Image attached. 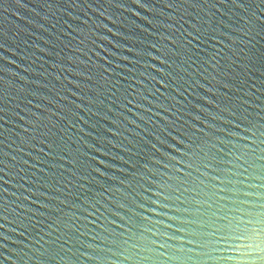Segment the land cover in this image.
<instances>
[{
    "label": "water",
    "instance_id": "95a60500",
    "mask_svg": "<svg viewBox=\"0 0 264 264\" xmlns=\"http://www.w3.org/2000/svg\"><path fill=\"white\" fill-rule=\"evenodd\" d=\"M234 2L0 0V264H261L264 5Z\"/></svg>",
    "mask_w": 264,
    "mask_h": 264
},
{
    "label": "snow or ice",
    "instance_id": "6c2138e0",
    "mask_svg": "<svg viewBox=\"0 0 264 264\" xmlns=\"http://www.w3.org/2000/svg\"><path fill=\"white\" fill-rule=\"evenodd\" d=\"M233 4H235L234 0H233ZM261 5H264V0H261ZM246 7L248 6L246 5ZM261 31L264 32V19H261ZM262 38H264V36H262ZM193 39H195V37H193ZM260 57L262 61L261 67L262 69H264V45H262ZM261 200L264 201V196H261ZM260 207L262 211L259 215L258 220L253 217L252 209L243 210L240 217V221L237 225L238 228H241V231L236 235V239L237 240L247 239L248 238L247 233H249L250 231L256 232L262 238L261 243L255 246L256 249H259V251L253 249V251L249 252L248 255L253 256L254 254L255 258L259 259L261 261V264H264V203H260ZM256 223L260 225L258 229L254 227ZM4 239H7V237H4ZM45 243H47V241H45ZM60 251H63V249H61ZM44 254L48 258L54 259L55 256L58 255L59 253L55 247L50 246L48 249L45 250Z\"/></svg>",
    "mask_w": 264,
    "mask_h": 264
},
{
    "label": "clouds",
    "instance_id": "9594fccd",
    "mask_svg": "<svg viewBox=\"0 0 264 264\" xmlns=\"http://www.w3.org/2000/svg\"><path fill=\"white\" fill-rule=\"evenodd\" d=\"M258 251H259V249H258Z\"/></svg>",
    "mask_w": 264,
    "mask_h": 264
}]
</instances>
